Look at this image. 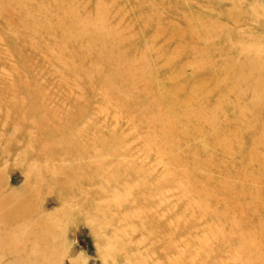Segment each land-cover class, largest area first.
Wrapping results in <instances>:
<instances>
[{
    "label": "rangeland",
    "instance_id": "1",
    "mask_svg": "<svg viewBox=\"0 0 264 264\" xmlns=\"http://www.w3.org/2000/svg\"><path fill=\"white\" fill-rule=\"evenodd\" d=\"M0 264H264V0H0Z\"/></svg>",
    "mask_w": 264,
    "mask_h": 264
}]
</instances>
